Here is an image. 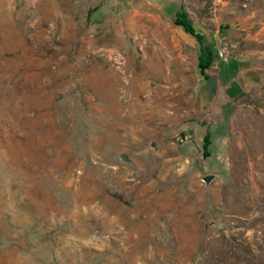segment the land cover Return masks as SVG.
Wrapping results in <instances>:
<instances>
[{
	"label": "rangeland",
	"instance_id": "obj_1",
	"mask_svg": "<svg viewBox=\"0 0 264 264\" xmlns=\"http://www.w3.org/2000/svg\"><path fill=\"white\" fill-rule=\"evenodd\" d=\"M183 4L256 37L260 84L210 128L153 6L0 0V264H264V0Z\"/></svg>",
	"mask_w": 264,
	"mask_h": 264
},
{
	"label": "crops",
	"instance_id": "obj_2",
	"mask_svg": "<svg viewBox=\"0 0 264 264\" xmlns=\"http://www.w3.org/2000/svg\"><path fill=\"white\" fill-rule=\"evenodd\" d=\"M146 4L153 6L163 17L168 28L174 32L180 43L194 52L198 59L201 44L195 36L187 33L182 26L174 23V19L181 10L183 0H175L179 7L162 4V0H143ZM186 9V8H185ZM207 17V16H206ZM195 32L203 37V44L209 46L214 53L211 67L207 70V75L203 76L199 70L197 75V94L201 112L206 121L205 128H210L215 118L226 120L231 115V111L237 105V101L255 89L261 82L260 67L258 65V51L249 46L250 40L256 39L242 29L243 34L237 35L233 24L228 26L227 32L220 33L210 27L209 19L202 18L198 21L191 16ZM261 33V30L258 34ZM256 33V36H258ZM221 45H226V52L229 61L225 62L217 57L218 49ZM261 54V53H259ZM231 108L228 112L225 108ZM218 112V113H216Z\"/></svg>",
	"mask_w": 264,
	"mask_h": 264
},
{
	"label": "trees",
	"instance_id": "obj_3",
	"mask_svg": "<svg viewBox=\"0 0 264 264\" xmlns=\"http://www.w3.org/2000/svg\"><path fill=\"white\" fill-rule=\"evenodd\" d=\"M174 23L178 26H182L183 29L196 37V39L199 41V43L202 45L198 57V64H199V70L203 76L207 75V70L211 67L214 59V53L213 50L203 44V37L195 32V29L193 27V22L189 16V14L185 11L184 4L181 5L180 12L177 13ZM209 135L206 136L208 138Z\"/></svg>",
	"mask_w": 264,
	"mask_h": 264
},
{
	"label": "built area",
	"instance_id": "obj_4",
	"mask_svg": "<svg viewBox=\"0 0 264 264\" xmlns=\"http://www.w3.org/2000/svg\"><path fill=\"white\" fill-rule=\"evenodd\" d=\"M226 48H227L226 45H221V47L218 49L217 57L222 61L228 62L229 55L226 52Z\"/></svg>",
	"mask_w": 264,
	"mask_h": 264
},
{
	"label": "water",
	"instance_id": "obj_5",
	"mask_svg": "<svg viewBox=\"0 0 264 264\" xmlns=\"http://www.w3.org/2000/svg\"><path fill=\"white\" fill-rule=\"evenodd\" d=\"M150 147H151V149H155L154 148V145L151 143L150 144ZM195 166L200 170V167H199V165H198V161H195ZM214 178H215V176L214 175H206V176H204L203 178H202V180L206 183V185H209L210 184V182L212 181V180H214Z\"/></svg>",
	"mask_w": 264,
	"mask_h": 264
}]
</instances>
